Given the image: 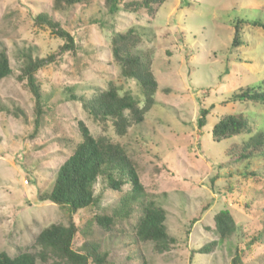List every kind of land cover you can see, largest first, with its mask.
<instances>
[{
  "label": "rangeland",
  "instance_id": "374dc122",
  "mask_svg": "<svg viewBox=\"0 0 264 264\" xmlns=\"http://www.w3.org/2000/svg\"><path fill=\"white\" fill-rule=\"evenodd\" d=\"M120 8L110 15L106 0L59 10L54 0H0V49L7 48L12 68V75L0 81V253L11 258L31 254L37 264H65L38 238L54 224L73 222L78 230L73 249L96 244L111 264H231L236 247L245 250L243 264H264V244L247 250L264 228V176L246 175L264 174V158L234 165L226 156L232 145L264 131L263 105L230 102L240 90L264 81V30L248 25L264 22V0H167L155 19ZM40 14L74 36V52H61L63 40L35 22ZM239 21L244 22L243 46L233 50ZM129 30L137 33L134 54L150 56L159 89L145 121L120 137L110 125L103 130L71 97L91 99L112 84L145 107L138 82L121 75L111 52V39ZM26 53L54 58L36 75L43 96L40 117L22 78ZM204 110L206 126L199 130ZM235 114L246 116L252 134L214 141V126ZM79 122L94 138L120 143L145 188L143 198L132 203L135 215L111 228L90 224L99 209L71 214L40 200L81 141ZM96 193L110 215L129 189L118 193L99 183ZM151 201L166 211L167 232L175 239L168 251H156L152 242L132 244L137 218ZM225 209L235 231L220 241L215 217ZM208 245H214L209 254L199 253ZM137 253L141 260L132 257Z\"/></svg>",
  "mask_w": 264,
  "mask_h": 264
},
{
  "label": "trees",
  "instance_id": "16d2710c",
  "mask_svg": "<svg viewBox=\"0 0 264 264\" xmlns=\"http://www.w3.org/2000/svg\"><path fill=\"white\" fill-rule=\"evenodd\" d=\"M91 0H54V8L65 9L79 4L89 5ZM167 0H133L121 3L120 0H106V6L110 15H114L121 6L126 12L144 14L155 19ZM35 22L46 26L51 33L63 40L61 52H74L76 49L74 36L63 29L61 25L48 15L40 14ZM242 24L239 21L235 25L232 49L243 46ZM248 25L264 30V22L252 21ZM137 35L134 30L125 34H118L111 39V52L115 61L121 67V75L126 79L138 82L145 100V107L140 108L139 102L131 95H120L115 85H110L107 90L96 93L91 99L84 97H71L81 103L82 109L98 124L106 130L110 125L116 135L125 136L132 125L142 124L145 115L155 104V95L159 84L152 70V60L149 55H137L132 50L133 36ZM24 66L22 78L26 80L28 89L32 93L37 116L42 115V92L38 85L37 73L40 69L53 62V57L46 59L33 58L30 54H24ZM12 75V68L8 57L7 48L0 49V81ZM232 103H254L264 106V81L259 87L246 88L233 95ZM208 111L204 110L197 122L199 130L206 126ZM39 127L40 120L37 119ZM37 127V128H38ZM81 141H78L71 156L59 168L53 183L51 192L41 196V201H49L59 208H66L71 214L80 210L94 208L100 211L90 224L97 223L104 228H111L114 224L130 219L134 214L133 204L140 201L145 194V188L141 184L139 174L120 143L113 142L105 136L94 138L83 122L78 123ZM252 127L246 116L242 114L224 116L213 128L212 135L216 142L228 140L243 134H252ZM242 144L232 145L226 152L227 158L234 165L250 163L254 159L264 158V131L249 136ZM264 169V168H263ZM249 177L261 179L263 170L258 172H246ZM103 185L108 190L121 193L125 187L129 193L122 199L118 208L110 215L100 207L102 197L97 195L96 186ZM133 203V204H132ZM207 209V208H206ZM138 213V212H136ZM137 223V233L132 244L152 242L155 250L168 251L175 243V239L169 237L166 226V211L155 202L148 203L141 211ZM216 231L220 241H224L235 231V222L229 210H221L215 217ZM78 233L73 222L69 226L54 224L46 228L39 236L38 242L43 245L54 257L65 264H111L109 255L101 253L96 244L85 245L80 251L73 249L74 240ZM264 244V228L247 246V250L254 244ZM208 245L199 253L209 254ZM214 246V245H213ZM211 246V247H213ZM245 250L236 247L231 264H243ZM135 259L142 257L133 254ZM0 264H37L36 258L31 254H21L11 258L6 253H0ZM144 264H146L144 262Z\"/></svg>",
  "mask_w": 264,
  "mask_h": 264
}]
</instances>
